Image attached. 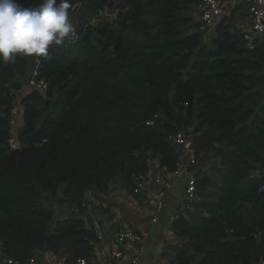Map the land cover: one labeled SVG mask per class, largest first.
Instances as JSON below:
<instances>
[{"label": "trees", "instance_id": "obj_1", "mask_svg": "<svg viewBox=\"0 0 264 264\" xmlns=\"http://www.w3.org/2000/svg\"><path fill=\"white\" fill-rule=\"evenodd\" d=\"M70 2L74 39L47 57L0 62V259L60 250L73 263L89 258L87 192L133 189L132 176L154 161L173 172L180 151L171 137L186 131L189 170L208 165L193 176L197 199L172 224V264H262L264 35L249 49L227 19L205 34L200 0ZM32 60L46 87L19 99ZM17 105L22 134L40 129L41 144L9 147ZM54 201L71 212L58 217Z\"/></svg>", "mask_w": 264, "mask_h": 264}, {"label": "crops", "instance_id": "obj_2", "mask_svg": "<svg viewBox=\"0 0 264 264\" xmlns=\"http://www.w3.org/2000/svg\"><path fill=\"white\" fill-rule=\"evenodd\" d=\"M225 5L224 13L218 18L215 26L222 19H227V23L231 30L239 33L246 32L249 29V18L247 13V4L244 0H222ZM196 22L200 21V12L198 6ZM38 60H32L29 63L26 74L29 70H34L38 65ZM31 68V69H30ZM25 76V75H24ZM23 76V78H24ZM31 74L22 80V89L18 92V98L21 99L29 91L28 81ZM264 86V84H263ZM16 125L15 139L19 146L26 145L21 137V108L16 107ZM180 159L184 165L188 162V152L184 148H180ZM207 163H201L196 170L207 168ZM154 172H161L158 161L152 163ZM196 170L188 172L186 169L180 177H175L172 173H160L163 182L167 185L166 193L163 199V208L156 216V221H152L153 204L152 192L154 186L151 185L149 190L134 194L131 188H125L121 183H114L110 186V190L103 194L92 191V209L95 216L99 220L101 227V238H93L94 249L99 251L98 264H114L115 259L113 252L118 248L123 257L128 260L135 251L134 243H125L122 246L115 244L118 231L126 226H131L137 231H145L147 240L145 244V252L142 257V264H172V250L170 246L179 242L178 236L175 234L172 224L175 221V214L182 213L181 209L190 206L186 198V184L190 177L194 176ZM58 217H65L67 212H71L69 206L55 205ZM190 208V207H188ZM187 208V209H188ZM41 264H73L69 256L63 250L57 252L37 251L34 255ZM0 264H4L0 259Z\"/></svg>", "mask_w": 264, "mask_h": 264}, {"label": "built area", "instance_id": "obj_3", "mask_svg": "<svg viewBox=\"0 0 264 264\" xmlns=\"http://www.w3.org/2000/svg\"><path fill=\"white\" fill-rule=\"evenodd\" d=\"M247 4V13L249 18V29L243 33V39L246 43V46L249 49H253L254 47V39L257 37H261L264 35V0H244ZM200 12V23L201 30L204 31L205 34L211 35L213 33V29L218 18L224 13L226 5L222 0H200L197 5ZM39 62V61H38ZM39 65V63H38ZM37 65V66H38ZM36 66V67H37ZM37 75V69L35 68L30 76L28 81V87L30 89L34 88L37 90H43L46 87V83L43 79L36 80L35 76ZM15 125H16V108L13 109V118L11 120V130H10V139H9V147L14 149L19 147L16 139H15ZM171 141L177 146L178 149L184 148L188 152V162L187 165H184L180 159V163L177 168L173 172H168L165 167H161L160 173H172L175 177H180L184 173L186 169L189 172V168L192 167L196 163L195 153L191 149V139L190 133L186 131H178L171 137ZM159 172H154L152 166L148 170L143 173H136L132 176L133 180V189L132 192L134 194H138L142 191L149 190L150 186H154V190L152 192V204H153V214L154 217L152 221H156L157 214L163 208V199L166 193L167 185L163 182L161 178V174ZM261 190L264 191V185H262ZM92 191H88L86 194V198L90 201L87 205V214L91 218L92 223V232L95 238H101V227L99 220L94 214V211L91 206ZM186 198L189 201V205L192 204L194 200L197 199L196 195V187L193 176L190 177L186 184ZM190 207V206H188ZM188 207L182 208V213ZM180 213L175 214V220L179 219ZM147 240V233L145 231H137L135 228L131 226H126L118 231L115 244L119 247L124 245L125 243H134L136 245L135 251L126 260L121 251L117 248L112 254L115 259L114 264H142V257L145 252V244ZM99 251L97 249H93V253L89 258H78L75 260L73 264H98L99 262ZM4 264H41L37 259L31 258L23 262H17L11 258L2 259ZM264 264V262H262Z\"/></svg>", "mask_w": 264, "mask_h": 264}, {"label": "clouds", "instance_id": "obj_4", "mask_svg": "<svg viewBox=\"0 0 264 264\" xmlns=\"http://www.w3.org/2000/svg\"><path fill=\"white\" fill-rule=\"evenodd\" d=\"M70 0H42L22 6L19 0H0V62L17 56L47 57L49 50L74 39Z\"/></svg>", "mask_w": 264, "mask_h": 264}, {"label": "water", "instance_id": "obj_5", "mask_svg": "<svg viewBox=\"0 0 264 264\" xmlns=\"http://www.w3.org/2000/svg\"><path fill=\"white\" fill-rule=\"evenodd\" d=\"M7 92H9V87L7 88ZM21 137L23 139V141H25L26 143H35V144H41L43 142V137L40 133V129H37L36 131H34L31 134L28 135H23L21 133ZM208 152V149L204 152V155H206ZM69 213V212H68ZM90 235L91 238H94V234L93 232L90 230ZM252 261L255 263H259L260 261V247L259 244L256 245L253 253H252Z\"/></svg>", "mask_w": 264, "mask_h": 264}, {"label": "rangeland", "instance_id": "obj_6", "mask_svg": "<svg viewBox=\"0 0 264 264\" xmlns=\"http://www.w3.org/2000/svg\"><path fill=\"white\" fill-rule=\"evenodd\" d=\"M195 10H196V8H195ZM199 13H198V11L196 10L195 11V18H197V15H198ZM73 17V16H72ZM73 20V19H72ZM74 23V22H73ZM31 69V68H30ZM32 69L31 70H29L28 72H27V74H25V76H24V78H22V80L24 81L25 80V78H26V76L28 75H30L31 73H32ZM53 204H55V205H57V206H60V204H57L55 201L53 202Z\"/></svg>", "mask_w": 264, "mask_h": 264}, {"label": "bare ground", "instance_id": "obj_7", "mask_svg": "<svg viewBox=\"0 0 264 264\" xmlns=\"http://www.w3.org/2000/svg\"><path fill=\"white\" fill-rule=\"evenodd\" d=\"M191 170H189V172H190Z\"/></svg>", "mask_w": 264, "mask_h": 264}]
</instances>
